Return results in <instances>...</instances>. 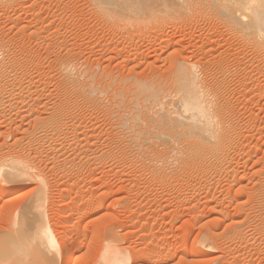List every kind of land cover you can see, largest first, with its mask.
I'll return each instance as SVG.
<instances>
[{
  "label": "rangeland",
  "instance_id": "rangeland-1",
  "mask_svg": "<svg viewBox=\"0 0 264 264\" xmlns=\"http://www.w3.org/2000/svg\"><path fill=\"white\" fill-rule=\"evenodd\" d=\"M159 6L0 0V166L17 157L30 170L0 179L1 232L43 194L68 264H102L106 246L129 264H264V38L213 5ZM187 63L229 129L196 164L156 136L159 107L143 96H175Z\"/></svg>",
  "mask_w": 264,
  "mask_h": 264
},
{
  "label": "bare ground",
  "instance_id": "bare-ground-1",
  "mask_svg": "<svg viewBox=\"0 0 264 264\" xmlns=\"http://www.w3.org/2000/svg\"><path fill=\"white\" fill-rule=\"evenodd\" d=\"M98 1L99 8L104 10H109L110 8L114 7H120L118 8L121 10L123 14H126L128 11L130 13L138 12L141 10H144L143 8L146 6V4H160L161 7L158 9L167 8L168 12L170 11H180L183 9H188L191 7L192 2H200L201 4H209L210 6H215L218 10L217 12H221V15H224L225 17H230V22L235 24V27L239 29L240 31L244 32V34L249 36H263L264 38V0H95V2ZM93 2V1H92ZM159 2V3H158ZM167 4V5H166ZM120 5V6H119ZM162 5H166L165 7ZM124 6V7H123ZM148 7V6H147ZM146 7V8H147ZM193 8V7H192ZM215 8V9H216ZM117 9V8H115ZM164 9V10H165ZM66 10V9H65ZM165 10V11H166ZM160 12V11H159ZM163 12V10L161 11ZM160 12V13H161ZM167 12V13H168ZM175 12V13H177ZM130 13H127L128 15ZM166 14V12H163L161 15ZM137 15L136 13H134ZM133 14V15H134ZM178 14V13H177ZM132 15V16H133ZM169 15V14H168ZM172 15V14H171ZM220 15V14H219ZM131 17V15H130ZM161 17V16H160ZM166 17V16H165ZM167 18V17H166ZM171 18V17H170ZM160 19V18H159ZM168 19V18H167ZM239 31V32H240ZM192 35V34H191ZM195 38V37H194ZM251 38V37H250ZM254 38V37H253ZM172 39V38H171ZM164 40V39H163ZM214 40V39H213ZM212 40V41H213ZM216 41V40H215ZM58 43V42H57ZM173 43V42H172ZM198 43V42H197ZM219 43V42H218ZM192 44V43H191ZM166 45V44H165ZM255 45V44H254ZM264 47V43L260 44ZM196 46V45H195ZM251 46V45H250ZM257 46V45H255ZM259 46V45H258ZM257 46V47H258ZM59 47V46H58ZM194 47V46H193ZM189 48V47H188ZM230 48V47H229ZM261 48V47H260ZM259 48V49H260ZM1 49V48H0ZM258 49V48H257ZM188 50V49H187ZM192 50V49H191ZM150 51V50H149ZM190 51V50H189ZM148 52V51H147ZM185 52V51H184ZM240 54V53H239ZM161 55V53H160ZM191 55V54H189ZM147 56V55H146ZM145 56V57H146ZM243 56V54H242ZM235 58V57H234ZM188 61V60H187ZM180 62V61H179ZM183 63V62H182ZM189 63V62H188ZM185 64L179 70L177 71V83H178V89L175 93V96L168 95L170 98L167 97V95L163 96L162 93L159 95H155L157 91H154V96L149 94L143 95L145 96L144 99L146 101L150 98L153 99V104L155 107H159V111L157 112L159 116L156 118V122L158 126L157 128L158 134L155 135L159 136L161 139L163 137L164 140L170 141L169 143L175 142L174 145L182 144V146H185V149L187 150V156L186 159L195 160L198 163H201L204 161V159H208L214 155L217 157V153L221 147L224 146V141L227 139V133H229V129L226 125V122L224 120V117L222 119L223 115V105L219 104L216 100L211 99L208 95V92H205V89L203 87V80H200L198 77L197 71L192 68L189 64ZM14 64V63H13ZM5 65V64H4ZM180 66V65H179ZM197 66V65H195ZM200 66V65H199ZM7 67V66H6ZM253 68V66H251ZM68 68V67H67ZM69 69V68H68ZM73 69V68H72ZM249 69V68H248ZM1 71V70H0ZM248 71V70H247ZM263 71V70H262ZM4 72V71H3ZM65 72V71H64ZM209 72V71H208ZM176 73V72H175ZM207 73V72H206ZM14 75V74H13ZM10 76V75H9ZM175 76V75H174ZM202 76V75H201ZM208 76V75H207ZM259 76V75H258ZM173 77V76H172ZM18 78V77H17ZM202 78V77H201ZM4 79V78H3ZM8 80V79H7ZM9 83V82H8ZM176 83V82H175ZM93 84V83H92ZM7 85V84H6ZM177 85V84H176ZM246 85V84H245ZM90 86V85H89ZM13 87V86H12ZM11 87V88H12ZM79 88V87H78ZM90 88V87H89ZM93 88V87H91ZM70 89V88H69ZM95 89V88H94ZM160 90V89H159ZM7 91V90H6ZM4 92V91H3ZM9 92V91H8ZM11 92V91H10ZM72 92V91H71ZM161 92V91H160ZM211 92V91H210ZM93 93V90H92ZM91 93V94H92ZM168 93V92H167ZM218 93V92H217ZM18 95V94H17ZM72 95V94H71ZM224 95V94H223ZM260 95V94H259ZM152 96V97H151ZM148 97V98H146ZM221 97V96H220ZM164 98L166 100H164ZM139 100V99H138ZM140 102V101H139ZM143 102V101H142ZM150 103L149 106H152ZM5 104V103H4ZM148 104V103H147ZM227 106V105H226ZM220 108V109H219ZM226 111V110H225ZM61 112V111H60ZM146 112V111H145ZM239 113V112H238ZM66 114V113H65ZM139 114V113H138ZM144 114V112H143ZM225 114V113H224ZM123 115V114H122ZM140 115V114H139ZM157 115V114H155ZM227 115V113H226ZM233 115V114H232ZM135 116V115H134ZM149 116V115H148ZM140 117V116H139ZM154 117V116H152ZM136 118V117H135ZM133 119V118H132ZM146 119V118H145ZM153 119V118H152ZM221 119V120H220ZM59 120V119H58ZM135 120V119H134ZM133 120V121H134ZM140 120V119H138ZM150 120V119H149ZM228 120V119H227ZM151 121V120H150ZM251 121V120H250ZM138 122V121H137ZM236 122V121H235ZM144 123V122H143ZM146 123V122H145ZM50 124V123H49ZM56 125V124H55ZM124 125V123H123ZM145 125V124H144ZM126 126V125H125ZM141 126V125H140ZM151 126V125H150ZM154 126V127H155ZM58 127V126H56ZM63 127V126H62ZM153 127V128H154ZM49 128V127H48ZM73 128V126L71 127ZM149 128V127H148ZM152 128V127H151ZM45 129V128H44ZM53 129V128H52ZM134 129V128H133ZM51 130V129H50ZM145 130V129H144ZM63 131V130H62ZM57 132V130H56ZM143 132V131H142ZM147 132V131H146ZM44 133V132H43ZM50 133V132H49ZM138 133V132H137ZM52 134V133H51ZM150 134V133H149ZM231 134V133H230ZM246 134V133H245ZM34 135V134H33ZM45 135V134H44ZM43 135V137H44ZM235 135V134H234ZM130 136V135H129ZM148 136V135H147ZM250 136V135H249ZM248 136V137H249ZM54 137V136H53ZM57 137V136H56ZM229 137V136H228ZM237 137V136H236ZM128 138V137H127ZM130 139V138H129ZM231 139V138H230ZM243 139V137H242ZM59 140V139H58ZM224 140V141H223ZM229 140V139H228ZM55 141V140H54ZM159 141V140H158ZM172 141V142H171ZM65 142V141H64ZM240 142V141H239ZM19 143V142H18ZM55 143V142H54ZM167 143V141H166ZM168 143V144H169ZM39 144V143H38ZM227 144V143H226ZM40 145V144H39ZM38 145V146H39ZM167 145V144H166ZM171 145V144H169ZM173 145V146H174ZM241 145V144H240ZM16 146V145H15ZM45 146V145H44ZM242 146V145H241ZM28 147V146H27ZM170 147V146H169ZM177 147V146H176ZM40 148V147H39ZM59 148V147H58ZM167 148V147H166ZM14 149V148H13ZM32 149V148H31ZM30 149V150H31ZM35 149V148H34ZM53 149V148H52ZM177 149V148H175ZM223 149V148H222ZM226 149V148H225ZM42 150V149H40ZM54 150V149H53ZM149 150V149H148ZM171 150V147H170ZM185 150V151H186ZM13 151V150H12ZM20 151V150H19ZM36 151V150H35ZM85 151V150H84ZM168 151V150H167ZM172 151V150H171ZM183 151V150H182ZM224 151V150H223ZM229 151V150H228ZM86 152V151H85ZM169 152V151H168ZM174 152V151H173ZM172 152V153H173ZM176 152V150H175ZM178 152V151H177ZM47 153V152H46ZM162 153V152H161ZM171 153V152H170ZM227 153V152H226ZM16 154V153H15ZM52 154V153H51ZM148 154V153H147ZM151 154V153H150ZM155 154V153H154ZM164 153L160 154L163 155ZM166 154V153H165ZM169 154V153H168ZM176 154V153H175ZM224 154V153H222ZM14 155V154H13ZM178 155V154H177ZM220 155V154H218ZM19 156V155H18ZM52 156V155H51ZM50 156V157H51ZM175 156V155H174ZM180 156V155H179ZM231 156V155H230ZM23 157V156H22ZM165 158V156H162ZM168 157V156H166ZM172 157V156H171ZM178 157V156H177ZM5 158V157H4ZM7 158V157H6ZM5 158V160H6ZM9 158V154H8ZM12 158V157H11ZM15 158V157H14ZM17 158V157H16ZM15 158V161H10V165H8V168L6 164H2L0 166V179L4 180L5 178L8 181V178L15 177L16 173H26L28 170V165H26L25 161H17ZM58 158V157H57ZM162 158V161H163ZM184 158V157H183ZM213 158V157H212ZM211 158V159H212ZM224 158V157H223ZM155 159V158H154ZM167 159V158H166ZM174 159V158H173ZM176 159V158H175ZM225 159V158H224ZM3 160V161H5ZM11 160V159H10ZM28 160V159H27ZM170 160V159H168ZM189 160V161H191ZM2 161V160H1ZM2 161V162H3ZM8 159L6 160L7 163ZM29 161V160H28ZM161 161V160H160ZM161 161V162H162ZM165 161V160H164ZM162 162V166L164 165ZM183 161V160H182ZM186 161V160H185ZM184 161V162H185ZM189 161H186L189 162ZM1 162V163H2ZM12 162V164H11ZM178 162V161H177ZM218 162V161H217ZM192 163V161H191ZM197 163V165H198ZM221 163V162H220ZM29 164V163H28ZM151 164V163H150ZM156 164V163H155ZM160 164V165H161ZM158 165V164H157ZM168 165V164H167ZM166 165V166H167ZM185 165V164H184ZM216 165V164H215ZM219 165V164H218ZM175 166V165H174ZM200 166V164H199ZM208 166V165H207ZM29 167L30 164H29ZM156 167V166H155ZM169 167V166H168ZM185 167V166H184ZM216 169V168H215ZM32 170V169H31ZM157 170V169H155ZM227 170V169H226ZM234 170V169H233ZM30 170H28L29 172ZM180 171V170H179ZM235 171V170H234ZM161 172V171H160ZM35 173V172H34ZM154 173V172H153ZM36 174V173H35ZM151 174V173H150ZM159 175V174H158ZM22 176V175H21ZM183 176V175H182ZM38 177V175H37ZM11 178V179H12ZM18 178V177H16ZM9 179V180H11ZM19 179V178H18ZM13 180H16L15 178ZM21 180V179H20ZM40 180V179H39ZM187 180V178H186ZM6 181V182H7ZM189 181V180H188ZM242 181V180H241ZM5 182V181H4ZM10 182V181H9ZM8 182V184H9ZM13 182V181H12ZM17 182V181H15ZM44 181H42L43 183ZM207 182V181H206ZM41 183V182H40ZM189 183V182H188ZM241 184V183H240ZM200 187V186H199ZM192 189V188H191ZM194 189V188H193ZM10 190V189H9ZM41 191V190H40ZM195 191V190H194ZM4 192V191H3ZM8 192V191H7ZM42 192V191H41ZM12 193V192H11ZM45 193V192H44ZM208 194V192H207ZM2 195V194H0ZM10 195V194H8ZM41 196V195H38ZM37 196V197H38ZM43 197V194L41 197L37 198L33 203H30L27 205V209L20 210L19 218L22 217L21 220V226L19 225L20 220L18 222L17 226L19 230L13 229L16 231H10L9 233L4 234L1 232L0 229V264H26L24 262V257L26 255H33L34 258H37L39 260V264H61L62 259L63 264H68L71 256V252L68 255V247L66 242H64L63 239L59 235H56V229L51 227L50 220L48 221V217L46 216V203L47 199L45 200V197ZM43 199V200H42ZM39 200L42 202L40 203ZM38 202V203H37ZM93 203V202H92ZM45 206V207H44ZM239 206V205H238ZM22 208V207H21ZM66 208V207H65ZM65 210V209H64ZM69 211V210H68ZM72 211V210H71ZM15 213V212H14ZM32 216H30V215ZM48 215V214H47ZM64 216V215H63ZM73 216V215H71ZM33 217V219H31ZM18 218V219H19ZM30 218V221H28ZM17 219V218H16ZM237 221V220H236ZM54 225V224H53ZM11 226V225H10ZM16 227V228H17ZM54 227V226H53ZM8 228V227H7ZM11 228H9L10 230ZM2 231L8 232V230H4L2 228ZM59 231V230H57ZM3 233V234H2ZM64 233V232H63ZM62 233V234H63ZM60 237L59 238H57ZM65 236V235H64ZM205 236V235H204ZM68 237V236H67ZM63 240V241H60ZM186 240V238H185ZM185 242V241H183ZM188 242V241H187ZM185 242V243H187ZM111 245H113L111 243ZM117 245V244H116ZM115 246V245H114ZM207 246V245H206ZM116 247V246H115ZM196 249V248H194ZM197 250V249H196ZM199 250V249H198ZM151 253V252H150ZM153 254V253H152ZM23 255L21 258L20 256ZM25 255V256H24ZM29 255V256H31ZM32 256V257H33ZM154 256V255H153ZM162 256V255H161ZM31 257V258H32ZM167 259V258H166ZM164 260V259H163ZM36 261V259H35ZM72 261V260H71ZM102 264H129L131 261V257L128 256L123 251H118L115 248H112L111 246H106L103 249L102 252ZM149 261V260H147ZM152 261V260H151ZM166 261V260H165ZM37 262V261H36ZM72 263V262H71ZM151 263V262H150ZM33 264V263H30ZM151 264H157V263H151Z\"/></svg>",
  "mask_w": 264,
  "mask_h": 264
}]
</instances>
